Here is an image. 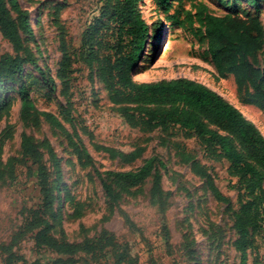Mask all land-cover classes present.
I'll return each mask as SVG.
<instances>
[{
  "label": "rangeland",
  "instance_id": "374dc122",
  "mask_svg": "<svg viewBox=\"0 0 264 264\" xmlns=\"http://www.w3.org/2000/svg\"><path fill=\"white\" fill-rule=\"evenodd\" d=\"M17 1L29 14L31 32H21L16 47L0 29V264H242L235 218L239 179L229 174V163L173 127L152 132L129 127L101 83L97 64L86 63L83 37L104 2ZM202 6L216 16L237 10L259 23L262 48L250 61L263 67L264 1L254 8L245 0H142L139 10L149 35L135 80L200 82L264 135V111L244 104L234 75L222 78L214 66ZM8 9L21 27L17 13ZM25 143L39 159L25 154ZM110 150L138 157L126 162ZM151 158V175L135 188L109 177L137 171ZM209 180L228 204L215 197ZM40 231L59 244L87 250L61 254L43 247ZM252 239L246 264H264V232Z\"/></svg>",
  "mask_w": 264,
  "mask_h": 264
},
{
  "label": "trees",
  "instance_id": "16d2710c",
  "mask_svg": "<svg viewBox=\"0 0 264 264\" xmlns=\"http://www.w3.org/2000/svg\"><path fill=\"white\" fill-rule=\"evenodd\" d=\"M101 1L104 2L103 12L83 37L86 63L90 68L97 64L101 83L129 127L141 132L173 127L185 138L200 141L212 157L229 163V174L239 179L240 209L235 218L240 238L236 246L242 254L241 263L246 264L248 251L254 247L252 234L264 232V135L240 109L200 82L183 78L137 82L134 73L139 70L149 35L139 10L142 0ZM170 1L163 0L165 4ZM245 1L257 8L264 0ZM8 5L17 13L21 27L11 17ZM227 10L223 16H216L207 12L206 7L200 8L208 52L220 77L234 75L240 96L244 94L247 98L243 103L264 111V64L257 68L250 61V56L262 48L261 27L252 19L238 16L237 10ZM105 16L108 18L100 22ZM28 18L29 14L19 8L17 0H0V29L16 47L21 42L20 33L31 32ZM64 74L60 72V76ZM27 99L24 90V112ZM24 149L27 156L39 159L38 151L27 143ZM110 152L126 162L138 157V153ZM154 163L155 158H151L137 171L110 173L109 177L125 188H135L151 175ZM194 168L206 175L196 162ZM95 173L106 194L112 195L113 188L104 175L99 170ZM159 180L157 176V183ZM209 183L215 197L228 204L229 200L211 180ZM37 239L43 247L61 254L87 250L84 246L59 244L43 231L38 233Z\"/></svg>",
  "mask_w": 264,
  "mask_h": 264
},
{
  "label": "bare ground",
  "instance_id": "6f19581e",
  "mask_svg": "<svg viewBox=\"0 0 264 264\" xmlns=\"http://www.w3.org/2000/svg\"><path fill=\"white\" fill-rule=\"evenodd\" d=\"M239 109V108H238ZM242 112V111H241ZM243 113V112H242ZM244 114V113H243ZM245 115V114H244ZM246 118H247V116H246ZM248 119V118H247ZM250 120V119H249ZM251 121V120H250Z\"/></svg>",
  "mask_w": 264,
  "mask_h": 264
},
{
  "label": "water",
  "instance_id": "95a60500",
  "mask_svg": "<svg viewBox=\"0 0 264 264\" xmlns=\"http://www.w3.org/2000/svg\"><path fill=\"white\" fill-rule=\"evenodd\" d=\"M136 72H137V71H135V73H134V74H136Z\"/></svg>",
  "mask_w": 264,
  "mask_h": 264
}]
</instances>
